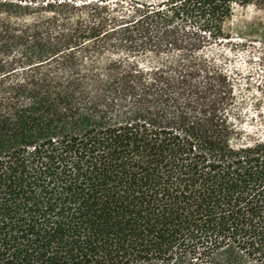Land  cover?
<instances>
[{"label": "trees", "instance_id": "obj_1", "mask_svg": "<svg viewBox=\"0 0 264 264\" xmlns=\"http://www.w3.org/2000/svg\"><path fill=\"white\" fill-rule=\"evenodd\" d=\"M236 1L0 0V264H264Z\"/></svg>", "mask_w": 264, "mask_h": 264}, {"label": "rangeland", "instance_id": "obj_2", "mask_svg": "<svg viewBox=\"0 0 264 264\" xmlns=\"http://www.w3.org/2000/svg\"><path fill=\"white\" fill-rule=\"evenodd\" d=\"M225 27L231 41L215 47L212 54L235 79L245 129L256 137H264V3L236 1Z\"/></svg>", "mask_w": 264, "mask_h": 264}]
</instances>
